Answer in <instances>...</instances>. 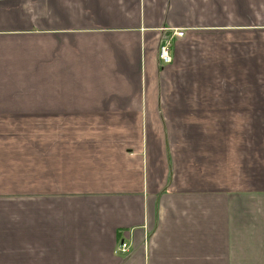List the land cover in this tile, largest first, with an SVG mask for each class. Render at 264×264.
<instances>
[{
	"label": "crops",
	"instance_id": "0c3cea01",
	"mask_svg": "<svg viewBox=\"0 0 264 264\" xmlns=\"http://www.w3.org/2000/svg\"><path fill=\"white\" fill-rule=\"evenodd\" d=\"M0 264H264V0H0Z\"/></svg>",
	"mask_w": 264,
	"mask_h": 264
},
{
	"label": "built area",
	"instance_id": "2783aa9c",
	"mask_svg": "<svg viewBox=\"0 0 264 264\" xmlns=\"http://www.w3.org/2000/svg\"><path fill=\"white\" fill-rule=\"evenodd\" d=\"M175 33V32H174ZM174 36L176 38H182L184 36V32L183 31H178L174 34ZM171 41H167L165 44H163L160 47L159 50V57L161 59V61H163L166 65H169L172 63V55H171ZM122 253H127L129 250V245L127 243H123L121 248H120Z\"/></svg>",
	"mask_w": 264,
	"mask_h": 264
}]
</instances>
